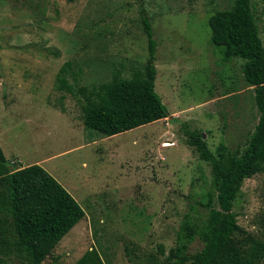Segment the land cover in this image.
<instances>
[{
    "label": "rangeland",
    "instance_id": "1",
    "mask_svg": "<svg viewBox=\"0 0 264 264\" xmlns=\"http://www.w3.org/2000/svg\"><path fill=\"white\" fill-rule=\"evenodd\" d=\"M232 0H0V146L16 167L39 165L85 212L42 264H75L88 250L104 264L167 254L186 212L210 184L209 164L187 145L242 149L257 122L242 60L224 63L208 18ZM157 47L155 92L169 116L111 137L83 124L84 99L57 90L70 62L78 83L97 88L113 72L130 78L148 57L140 8ZM264 43V0H253ZM169 144L170 146H164ZM11 164V163H10ZM12 165V164H11ZM233 211L264 241V173L246 179ZM197 241L191 252L200 249Z\"/></svg>",
    "mask_w": 264,
    "mask_h": 264
},
{
    "label": "trees",
    "instance_id": "2",
    "mask_svg": "<svg viewBox=\"0 0 264 264\" xmlns=\"http://www.w3.org/2000/svg\"><path fill=\"white\" fill-rule=\"evenodd\" d=\"M140 23L147 39L148 57L131 77L113 72L97 88L79 85L73 65L66 62L56 76L57 90L77 94L83 124L111 137L163 120L167 108L155 92L157 43L150 18L140 8ZM209 42L221 49L222 61L242 60L244 83L252 88L257 122L242 149L219 144L211 151L203 135L190 133L186 143L199 160L209 164V187L196 201L205 215L186 212L175 233V245L166 254L136 257L134 264H264V241L247 233L233 211L246 179L264 173V43L253 0H232L226 9L208 18ZM0 146V264H42L57 244L85 216L75 199L41 166L16 167ZM199 242L200 249L191 252ZM75 264H104L97 249L86 251Z\"/></svg>",
    "mask_w": 264,
    "mask_h": 264
},
{
    "label": "bare ground",
    "instance_id": "3",
    "mask_svg": "<svg viewBox=\"0 0 264 264\" xmlns=\"http://www.w3.org/2000/svg\"><path fill=\"white\" fill-rule=\"evenodd\" d=\"M164 146H170L169 144H164Z\"/></svg>",
    "mask_w": 264,
    "mask_h": 264
},
{
    "label": "built area",
    "instance_id": "4",
    "mask_svg": "<svg viewBox=\"0 0 264 264\" xmlns=\"http://www.w3.org/2000/svg\"><path fill=\"white\" fill-rule=\"evenodd\" d=\"M13 164V162H11Z\"/></svg>",
    "mask_w": 264,
    "mask_h": 264
},
{
    "label": "crops",
    "instance_id": "5",
    "mask_svg": "<svg viewBox=\"0 0 264 264\" xmlns=\"http://www.w3.org/2000/svg\"><path fill=\"white\" fill-rule=\"evenodd\" d=\"M19 167H22V166H19Z\"/></svg>",
    "mask_w": 264,
    "mask_h": 264
}]
</instances>
